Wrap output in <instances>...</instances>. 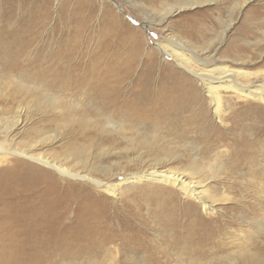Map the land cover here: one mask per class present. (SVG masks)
<instances>
[{"label":"rangeland","instance_id":"1","mask_svg":"<svg viewBox=\"0 0 264 264\" xmlns=\"http://www.w3.org/2000/svg\"><path fill=\"white\" fill-rule=\"evenodd\" d=\"M17 1L23 2V10L27 13H33L39 2ZM76 1L50 0L49 15L39 25L40 38L32 45L35 51L42 52L41 57L48 52L58 55L60 48L72 41L79 26H82L85 46L90 54L102 43H107V38L98 37L105 21L103 5L92 0L95 4H92L93 13L89 14V6L82 10ZM184 1L152 0L148 4L145 0H116L118 6L112 5L114 12L134 31L135 40H139L135 64L122 84L123 96L140 91L137 83L149 62L155 63V75L148 87L152 97L157 95L161 68L181 72L171 61L165 62L156 53L155 43L166 34L182 38L200 55L207 53L218 59H241L244 62L242 69L264 76V0H213L175 12L157 26L163 4L176 5ZM78 11V17L74 19L73 14ZM146 17L151 21L148 31L142 28ZM133 41H130L131 46ZM119 46L117 43L104 50L110 61L117 59L116 62L123 67L125 63L118 59ZM32 57L30 54L29 58ZM56 63L60 62L56 60ZM28 72L26 69L24 74ZM24 83L32 88L40 86L45 92L37 91L35 99L23 101L18 110L15 104L5 101V97L0 98L4 101L0 103V121L15 111L21 115L22 124L14 132L21 147L29 140L30 133L41 141L36 153L83 170L92 179L102 181L117 174L131 176L157 168L165 157L170 161L163 168L178 173L185 172L195 162L205 169V189L219 201L214 204L213 212L206 213L177 189L156 183H139L128 193L110 197L88 182L62 178L38 167L48 171L51 177L42 178L36 189L0 193V209L11 200V205L19 213H14L18 220L13 223L0 211V224L12 223L10 234L17 235L23 230L19 221L20 205L24 201H30L32 205L33 196L37 194L35 191L48 189L52 194L47 193L46 198L56 208L55 215H51L48 222L51 224L53 218L59 217L60 221L55 220V224L62 233L65 228H74L79 215L77 210L91 206L90 212L94 215L86 226L95 233L100 230L112 242L111 251L105 254L103 263L264 264V105L235 100L222 93L223 105H226L222 122L212 116L203 102L206 122L199 120L198 110H195L197 113L181 114L174 126L163 122L154 126L156 129L148 130L142 124H136L130 131L127 122L114 118L122 125L123 131L120 132L117 127L104 129L105 122L99 117L96 121L98 129L81 130L80 122L92 125L95 114L93 104L79 89L67 90L60 86L49 89L41 79ZM199 93L202 97L203 93L200 90ZM114 114L121 117L116 109ZM147 132L154 138V147L159 151H152L142 143ZM78 152L87 157V166L73 161L72 156ZM152 198L167 201L176 212L182 210L176 226L158 221V208L147 202ZM188 203H194L195 210L183 215ZM87 209L84 210L86 213ZM0 232L5 234L3 229ZM55 235L58 237V232ZM45 236L38 235L31 245H40ZM59 258L55 259L59 261ZM260 258L263 263H259Z\"/></svg>","mask_w":264,"mask_h":264},{"label":"bare ground","instance_id":"2","mask_svg":"<svg viewBox=\"0 0 264 264\" xmlns=\"http://www.w3.org/2000/svg\"><path fill=\"white\" fill-rule=\"evenodd\" d=\"M145 1L148 4L152 2V0ZM211 1L213 0H185L176 5L165 3L162 5V13L159 14L161 19L157 26H161L166 17L175 12ZM93 3L92 0L75 2L81 6L82 10L89 6V14L93 13ZM98 3L103 5L105 11L104 25L98 37L99 39L107 38V43H102L90 54L85 46L82 26H79L80 29L74 32L72 41L63 45L58 55L48 52L41 57L42 52L35 51L32 45L36 39L40 38L39 25L43 24L49 15L50 0H39L36 7L34 6L33 13L23 10L21 1L0 0V98L5 97L4 100L15 104L18 110L23 101L27 99L33 101L37 91L45 92L40 86L32 88L24 83L40 79L49 89H54L56 86L67 90L79 89L80 93H83L93 104L95 114L92 125L80 122L81 130L98 129L99 125L96 121L102 117L105 122L104 129L117 127L120 132L123 131L122 125L115 122L114 118L127 122L130 131L136 124H142L145 128H149L148 130L163 122L174 126L173 123H177L181 114L195 110H198V113L195 112L199 120L206 122V108L203 107V102L212 116L222 122L226 106L223 105L222 93L228 94L235 100L255 101L264 105V76L242 69L244 62L241 59L234 61L218 59L213 54L200 55L197 51L190 49L182 38L172 34H166L162 40H157L154 47L156 53L165 62L171 61L181 72L161 68L157 79V95L152 97L148 87L155 75V63L149 62L137 83V87H141L140 91L132 92L127 97L123 96L122 84L135 64L139 40H135L136 36L133 35L132 28L112 9V5L118 6L116 0H98ZM78 14L79 11L73 14L74 19L78 17ZM150 22L146 17L142 26L143 30H149ZM78 39L83 41L78 42ZM130 41H133V46L130 45ZM117 43H120L121 51L118 59L125 63L123 67L119 66L117 59L110 61V57L105 55L104 49L107 50L109 46ZM30 54L33 55L32 58H29ZM56 60L60 63H56ZM26 69L29 72L24 74ZM199 90L203 93V98ZM1 102L4 101L0 99ZM115 109L120 111L121 117L114 114ZM22 121L18 111L0 121L1 194H13L16 189H36V186L42 183V178L51 177L49 172L45 171L47 169L62 178L88 182L110 197L128 193L139 183H156L177 189L206 213L213 212L214 204L219 201L218 197L209 194L205 189L206 179L203 167L192 162L185 172L165 170V165L170 160L163 155L161 156L165 158L161 161L162 163H158L160 166L137 175L126 176L122 173L114 178H108L107 181L92 179L83 170L74 167L73 169L57 160H51L43 154L36 153L35 150L40 146L41 141L35 139L30 133L29 140L24 143V147H21V142L17 141L18 138L14 136V132ZM153 140L154 138L147 132L142 143L152 151H159L154 147ZM163 152L167 154L168 151ZM72 158L77 165L87 166V157L82 153L78 152ZM10 163L11 166L8 167ZM38 167H43L45 170ZM21 168L26 171H22ZM49 191L48 189L36 190L37 194L33 196L32 205L30 201H24L20 205L21 208L18 205L21 214L19 221L23 230L17 235L10 234L12 223L9 225L6 223L5 226L0 224V231L3 229L5 232V234L0 232V264H107L103 263V259L105 254L111 251L112 242L106 236L104 237L100 230L95 233L86 226L94 215L90 212L91 206H82L77 210L79 215L74 228L66 229L63 226L65 230L62 228L64 231L62 233L60 228L57 230L55 224V220L60 221L59 217L53 218V221L51 220L53 223H49L48 218L55 215L53 211L56 210L54 204L52 205L46 198L47 193L52 194ZM147 202L155 204L158 208L160 223L176 226L182 210L176 212L165 200L159 201L152 198ZM11 204L10 200L2 206L0 211L2 216L15 223L18 219L14 217V213L17 212ZM85 209L88 213L84 211ZM193 210H195L194 203H188L183 209V215ZM57 232L58 237L55 235ZM40 234L46 235L43 237L45 240H41L40 245H31ZM56 257H60V260L57 261ZM259 260V263H263L261 258Z\"/></svg>","mask_w":264,"mask_h":264}]
</instances>
